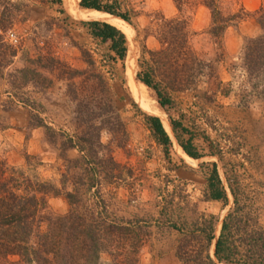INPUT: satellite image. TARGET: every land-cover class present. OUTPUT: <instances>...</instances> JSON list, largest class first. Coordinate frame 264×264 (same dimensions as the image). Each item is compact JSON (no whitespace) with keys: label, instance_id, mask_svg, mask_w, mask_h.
I'll return each instance as SVG.
<instances>
[{"label":"rangeland","instance_id":"374dc122","mask_svg":"<svg viewBox=\"0 0 264 264\" xmlns=\"http://www.w3.org/2000/svg\"><path fill=\"white\" fill-rule=\"evenodd\" d=\"M102 1L127 19L116 27L126 37L123 63L111 58L108 42L89 35L80 19L90 18L91 12L77 11L81 9L75 0L69 5L64 0L60 4L0 0V36L8 45V33L17 39L10 45L15 56L0 79V163L20 177L54 188L44 197L41 217L67 215L65 192L82 175L71 163L81 154L77 147L67 149L62 143L86 133L91 117L101 128L105 147L98 148L99 156L90 163L96 165L108 151L119 168L116 179L97 175L98 184L86 199L94 203L93 197H100L111 217L145 225L147 240L138 264H182L185 251L191 252L188 260L193 261L209 221L214 238L207 253L214 260L221 223L229 213L236 215L234 211L241 218L231 223V242L248 245L247 231L253 226L264 230V94L262 83L250 80L242 67L241 51L246 40L261 33L255 12L264 7V0L217 1L224 17H237L223 34L220 58L207 34L211 15L202 0ZM161 17L189 22L194 50L215 62L218 78L230 89L227 97L216 94L208 99L209 86L201 79L195 91L170 93L171 102L162 107L154 92L137 80L143 48H159L155 22ZM40 57L54 61L33 63ZM75 71L79 76L70 79ZM90 75L100 77L105 86L91 84L95 77L87 80ZM130 89L144 90L151 106ZM107 107L122 126L106 119ZM150 108L157 110L171 140L167 150L156 142L146 122ZM38 119L55 134L36 127ZM169 120L188 131L179 132L180 141L189 142L200 159L182 152ZM213 163L226 193L225 204L206 196L207 172ZM46 225L41 223V229ZM17 262V258L0 260V264H21ZM100 263L111 264V258L102 254Z\"/></svg>","mask_w":264,"mask_h":264},{"label":"trees","instance_id":"16d2710c","mask_svg":"<svg viewBox=\"0 0 264 264\" xmlns=\"http://www.w3.org/2000/svg\"><path fill=\"white\" fill-rule=\"evenodd\" d=\"M175 1L177 4L182 2ZM217 1L202 0V5L210 11L211 23L207 34L220 58L223 34L230 22L237 17H224L216 6ZM52 2L60 4L61 0ZM75 5L81 9L77 11L115 17L127 22L124 16L116 13L113 5L103 3L102 0H75ZM255 16L261 33L256 38L245 41L241 51V63L250 80L262 83L264 94V7L255 12ZM80 21L91 37L109 43V51L114 61L123 63L127 52L123 32L112 25L90 18H82ZM155 27L159 48L154 51L143 48L139 63L141 72L136 78L154 92L160 106L171 102L170 93L197 90L201 79H205L209 86L211 94L208 99L216 94L223 97L230 94V89L218 78L215 62L202 59L194 50L191 41L193 33L187 20L181 17L166 20L161 17L155 22ZM14 56L10 45L0 36V79L3 70L10 65ZM42 60L54 61L50 57H40L33 63L38 65ZM88 65H92L91 59H88ZM79 74L75 71L70 75V79ZM92 77L95 76L90 75L87 80ZM90 81L93 85L98 83L105 86L98 76ZM130 91L141 102L151 106L144 90ZM104 112L106 119L115 121L116 126H122L111 107H107ZM148 112L153 116L145 117L149 129L156 142L167 150L171 140L162 126L158 112L153 108L148 109ZM98 113L103 114L102 110ZM88 122L90 125L86 133L76 136L75 140L67 139L62 143L67 149L77 147L81 154L79 160L71 163L82 175L76 183L74 182L70 191L65 192L64 196L70 208L67 215L41 217L39 213L44 209V197L54 193V188L46 183L20 177L0 163V260L17 258V263L21 264H101V255L107 254L111 258V264H138V255L147 240L145 225H142L140 220L111 217L100 197H93L94 203H89L86 199L90 189L98 184L97 175L104 174L108 179H116L115 172L119 168L108 151L105 152L103 160L98 159L96 165L90 163V160L99 156V149L105 146L100 141L101 128L95 126L91 117ZM169 125L182 152L191 159H200L189 142L183 144L180 141L179 132L186 134L188 131L172 120H169ZM40 126L55 134L38 119L36 127ZM108 130L111 131L112 128ZM211 156L217 155L212 153ZM207 173V199L227 203L216 164H211ZM233 198L236 205L235 194ZM234 212L236 215L229 213L221 223L220 234L215 246L213 245L214 260L207 253L214 238L209 221L208 231L201 239L202 245L197 257L189 262L191 252L185 251L182 253V264H264L263 229L253 226L245 233L249 240L248 245L241 241L239 247L231 242V223L241 218L238 211ZM44 222L47 225L45 229H41L40 224Z\"/></svg>","mask_w":264,"mask_h":264},{"label":"bare ground","instance_id":"6f19581e","mask_svg":"<svg viewBox=\"0 0 264 264\" xmlns=\"http://www.w3.org/2000/svg\"><path fill=\"white\" fill-rule=\"evenodd\" d=\"M66 4H70V0H64ZM95 11V10H94ZM90 18L95 20V21H101L107 24H110L114 27H119L120 25H122V22L118 19H115L113 17H109V16H104V15H98L95 13H91ZM123 21V20H122ZM215 244V242H214Z\"/></svg>","mask_w":264,"mask_h":264},{"label":"built area","instance_id":"2783aa9c","mask_svg":"<svg viewBox=\"0 0 264 264\" xmlns=\"http://www.w3.org/2000/svg\"><path fill=\"white\" fill-rule=\"evenodd\" d=\"M6 40L9 43V45L14 46L17 43V39L12 33H8L6 35Z\"/></svg>","mask_w":264,"mask_h":264}]
</instances>
